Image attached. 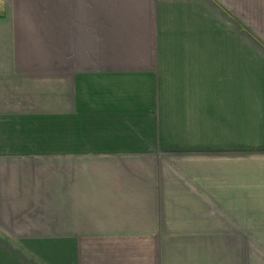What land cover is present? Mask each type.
Returning <instances> with one entry per match:
<instances>
[{
  "label": "crops",
  "instance_id": "crops-1",
  "mask_svg": "<svg viewBox=\"0 0 264 264\" xmlns=\"http://www.w3.org/2000/svg\"><path fill=\"white\" fill-rule=\"evenodd\" d=\"M0 264H264V0H0Z\"/></svg>",
  "mask_w": 264,
  "mask_h": 264
}]
</instances>
